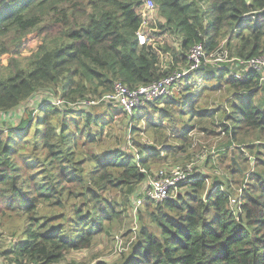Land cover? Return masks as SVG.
Listing matches in <instances>:
<instances>
[{
	"label": "trees",
	"instance_id": "1",
	"mask_svg": "<svg viewBox=\"0 0 264 264\" xmlns=\"http://www.w3.org/2000/svg\"><path fill=\"white\" fill-rule=\"evenodd\" d=\"M152 1L164 20L160 31L180 38L177 51L160 48L169 53L166 64L150 45L137 42L142 0H0V56H8L0 74V113L42 91L58 93L64 102L63 110L48 102L24 110L16 126L0 131V228L12 240L0 254L9 264H59L66 254L91 248L97 235L124 218L127 195L148 179L152 166L184 151L195 129L205 136L222 132L220 159L238 151L227 172L235 183V175L240 178L234 208L230 181L215 178L208 186L206 176L189 177L179 185L186 194L142 204L135 242L113 264H264V100L257 99L264 88L257 72L235 80L228 66L201 67L197 72L207 76L200 84L192 82L195 72L177 98L130 117L132 143V135H153V145L133 144L135 154L112 147L94 151L104 129L123 115L117 108L105 105L101 114L81 118L65 109L90 94L111 93L117 82L135 89L186 68L189 50L199 43L207 54L223 45L230 58L264 55V0ZM31 39L39 46L20 62ZM211 79L216 83L205 86ZM222 85L231 92L223 111L209 110L206 102H195L198 92L188 93ZM187 112L197 119L178 129V117ZM166 132H175L178 146L159 140ZM114 192L117 198H110ZM3 218L14 221L7 225Z\"/></svg>",
	"mask_w": 264,
	"mask_h": 264
},
{
	"label": "rangeland",
	"instance_id": "2",
	"mask_svg": "<svg viewBox=\"0 0 264 264\" xmlns=\"http://www.w3.org/2000/svg\"><path fill=\"white\" fill-rule=\"evenodd\" d=\"M152 4L154 5L153 1L151 0ZM155 6V5H154ZM144 7V2L142 0V5L140 7ZM139 9V10H140ZM139 12V11H138ZM148 21L146 22L144 28H142L143 33L150 38V41L147 42L148 45L152 47L158 54H160L162 64H166L169 61V53L163 52L160 48H168L169 52L173 49H176V51L179 48L180 44V38L170 36L166 33H162L159 29V25L164 23V20L158 16L157 8L148 14ZM39 40H30L24 45V50H22V53L19 57V61H24V56L30 55L31 53L35 52L39 46ZM223 50V45L220 46ZM8 59V56H0V74L3 70L2 65H6V61ZM226 66L229 67V69L234 71H240V69L235 66V64H226ZM182 67V66H179ZM166 68V67H162ZM6 74V71H5ZM207 76L206 73L197 72L194 74V78H204ZM216 83V79H211L209 81H205V86H211ZM203 85V84H202ZM201 85V86H202ZM215 89V90H214ZM199 90V89H198ZM195 91V89H191L188 91L190 95L196 93L200 94L201 98L197 97L195 102L199 103L200 105L204 104L206 102V108L209 110H215L219 109L220 111L227 110L228 100L231 96V92L228 93L226 87L222 85L220 89H216L215 87H211L207 90H199ZM198 92V93H197ZM50 92L42 91L34 96H32L31 99L28 100L27 103L23 104L21 107L14 109V111H11L7 114H1L0 113V131L5 130L8 127H14L17 125L18 120L22 117V113L24 110H31L34 108H38L40 105H44L46 102L53 105L56 100H58L57 97H59V94L54 95V97L49 95ZM173 94H176V98L179 96L178 92H173ZM56 97V98H55ZM55 98V99H53ZM87 98H100L97 95H88ZM261 98L264 100V91L262 90L259 93V96L257 99ZM80 98L72 99V101L78 100ZM202 99V100H201ZM203 102V103H202ZM157 108L162 107L161 104L156 103ZM105 105L102 103L92 106L91 108H84L80 107L75 109L76 113L80 114L78 117L81 118V116H84L86 114H101L104 111ZM69 107L65 108L68 110ZM59 109L63 110L62 107ZM70 109V108H69ZM151 110V109H148ZM147 110V111H148ZM220 113V112H219ZM218 113V114H219ZM36 116V113H34ZM190 112H187L183 117H178L177 121V128L179 129L181 126H188L190 124V120H196V116H193L190 118ZM114 121L112 122L111 127L105 128L102 134V141L96 146L94 151L101 150L103 147H112V148H118L121 151L133 154L134 151L136 152L135 148L133 147L136 143V141L145 144V145H153L151 141V137L153 136L151 134V130H148L146 134L139 133L138 135H135L132 137L134 138V143L130 141V136L128 133L129 125L131 122V125L134 124L133 120L128 118L126 115H120L118 117H114ZM194 118V119H193ZM218 118V115L215 116V119ZM165 123V122H164ZM143 123H140L138 128H141L143 130ZM195 134L190 135L189 140L185 142L184 151L179 150L176 151L175 154H168L166 160L164 161V164L159 165H153L151 168V171L147 173V176L151 178L150 176L154 177L159 171H170L172 168H175L176 166L185 167L186 165L192 163L193 164V172L191 174V177L193 176H199L203 175L208 177L209 184L216 178L218 182H224V181H230L231 182V191L233 192L232 195H234V199L238 196V190L241 186L237 185V182L240 180L238 176L235 175L234 180L236 183L231 179L229 176L228 169L230 164V157L233 158H239L238 157V151H232L228 152L225 157H219L218 152L220 149H224V145L226 143L225 137L220 132L219 129L215 130L214 134H211L209 136H205L204 134H199L197 130L195 129ZM163 136V135H162ZM166 139H159L163 144L166 146H178L179 142L176 141V134L175 132L169 133L166 132ZM159 137V136H157ZM162 144V143H161ZM160 143L156 144L157 148L160 147ZM155 145V146H156ZM208 158L209 161L207 160ZM249 159L250 164L252 165L253 160ZM235 161V159H234ZM242 163V161L240 160ZM236 163V161H235ZM243 166L245 167L246 164L243 163ZM226 176H225V175ZM148 178V179H149ZM215 179V180H216ZM147 187V181L142 182L141 184L137 185L135 187V191L132 195H127V201H128V211L124 215V218L119 221V223H113L110 227L106 228L100 235H97L94 238L93 245L91 248L81 251H75L70 252L66 254L63 261H61L59 264H96L99 262L107 263V264H113L118 262L123 254H126L130 248V245L135 242L136 237V229H137V211L140 210L141 206L136 210V204L141 200V196ZM188 192V188L180 187L177 191L173 192V195L176 196L178 194L184 195ZM117 192L114 194H110L109 197L117 198ZM106 196V195H105ZM125 197V198H126ZM144 204V202L142 203ZM230 207L234 208L230 204ZM11 221H14L13 218L7 219L3 218V223L10 225ZM11 238L9 236V233L6 230H3L0 228V253L2 251L10 250L11 249ZM0 264H9V262L0 254Z\"/></svg>",
	"mask_w": 264,
	"mask_h": 264
},
{
	"label": "built area",
	"instance_id": "3",
	"mask_svg": "<svg viewBox=\"0 0 264 264\" xmlns=\"http://www.w3.org/2000/svg\"><path fill=\"white\" fill-rule=\"evenodd\" d=\"M144 7L138 12L141 18V27L137 33V42L139 45L146 44L150 41L142 28H144L148 21L150 14L155 6L151 0H143ZM187 66L183 69H177L172 73L165 75L160 80L150 83L146 86H141L135 89H129L121 83H115L113 91L105 94L100 98H86L76 103H66V106L72 109L80 107L91 108L100 103L103 105H111L120 110L128 118L143 108L144 106L155 104L163 98L172 97L173 92L180 90L185 84L186 80H190L189 76L199 71L201 67H210L213 69H221L226 64H235L240 71L230 69L229 75L235 80H242L245 78L246 73L249 71L257 72L260 75V86L264 88V55L258 58L249 60H242L237 58H230L228 52L225 50H217L214 53L207 54L204 50L202 43L194 45L187 55ZM191 81V80H190ZM192 82L200 84L201 78L194 79ZM64 102L56 100L53 106L62 107ZM66 107V108H67ZM192 135V134H191ZM135 154V151H134ZM144 172V171H143ZM193 172V164L190 163L185 167L176 166L170 171H159L154 177L147 179V187L145 188L141 200L135 205L136 210L142 205L143 202L149 201L154 204L161 203L165 200L175 199L176 196L173 192L177 191L180 184L187 181ZM238 195L241 190H238ZM237 198L230 201L232 206H235Z\"/></svg>",
	"mask_w": 264,
	"mask_h": 264
},
{
	"label": "water",
	"instance_id": "4",
	"mask_svg": "<svg viewBox=\"0 0 264 264\" xmlns=\"http://www.w3.org/2000/svg\"><path fill=\"white\" fill-rule=\"evenodd\" d=\"M232 153H233V151H232ZM250 159H252V158H250ZM231 160H232V164H234L235 161H234V158H233V157H231ZM252 160H253V159H252ZM252 160H250V161H252Z\"/></svg>",
	"mask_w": 264,
	"mask_h": 264
},
{
	"label": "crops",
	"instance_id": "5",
	"mask_svg": "<svg viewBox=\"0 0 264 264\" xmlns=\"http://www.w3.org/2000/svg\"><path fill=\"white\" fill-rule=\"evenodd\" d=\"M179 91V90H178ZM178 91H176V89L174 90V92H178ZM174 95V94H173ZM159 103V105L161 104V106L163 107V105H162V103H160V101L158 102ZM161 108V107H160Z\"/></svg>",
	"mask_w": 264,
	"mask_h": 264
}]
</instances>
